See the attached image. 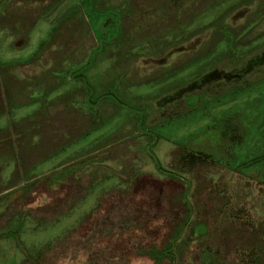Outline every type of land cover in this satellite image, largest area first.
<instances>
[{"label": "rangeland", "instance_id": "obj_1", "mask_svg": "<svg viewBox=\"0 0 264 264\" xmlns=\"http://www.w3.org/2000/svg\"><path fill=\"white\" fill-rule=\"evenodd\" d=\"M180 229L178 264H264V0H0V264Z\"/></svg>", "mask_w": 264, "mask_h": 264}, {"label": "trees", "instance_id": "obj_2", "mask_svg": "<svg viewBox=\"0 0 264 264\" xmlns=\"http://www.w3.org/2000/svg\"><path fill=\"white\" fill-rule=\"evenodd\" d=\"M118 102V101H117ZM153 160L155 161V164L157 166V168L160 170V171H163V168H162V165L161 163L159 162V160L155 157V155L151 154ZM188 159L191 163H195L196 161H199V160H204L203 156L201 155H198L197 153H194V152H189V155H188ZM83 160L78 162L77 165H73V166H70L68 168H65L61 171V173H65L64 175H62V178H65L66 176H68L69 174L75 172V170L77 169V167L81 166L83 163ZM11 190V189H10ZM8 190V191H10ZM15 190L13 191H10V192H5L4 196L5 195H9L11 193H13ZM184 232V229H180L178 231V233H176L174 236H172L167 244V246H165L162 250H160V255L161 257L163 258H168L170 259V261L173 263V264H178V260H177V257L175 255V250H176V247H177V243L178 241L181 239L182 237V234ZM192 233H194V230L192 231ZM155 251V250H154ZM210 263V264H215V259L213 256H209L208 258H205V262L204 264L206 263ZM207 263V264H208Z\"/></svg>", "mask_w": 264, "mask_h": 264}]
</instances>
